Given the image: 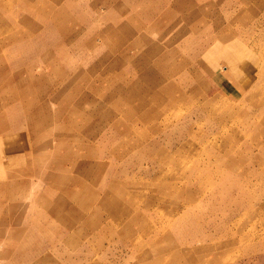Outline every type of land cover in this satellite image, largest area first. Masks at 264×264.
Returning a JSON list of instances; mask_svg holds the SVG:
<instances>
[{"label": "rangeland", "instance_id": "374dc122", "mask_svg": "<svg viewBox=\"0 0 264 264\" xmlns=\"http://www.w3.org/2000/svg\"><path fill=\"white\" fill-rule=\"evenodd\" d=\"M181 1L0 0V264H264V150L242 138L264 117V0ZM213 75L207 112L191 90ZM152 81L187 101L148 121ZM229 104L240 122L211 120ZM220 131L243 146L229 167Z\"/></svg>", "mask_w": 264, "mask_h": 264}, {"label": "bare ground", "instance_id": "6f19581e", "mask_svg": "<svg viewBox=\"0 0 264 264\" xmlns=\"http://www.w3.org/2000/svg\"><path fill=\"white\" fill-rule=\"evenodd\" d=\"M180 2L178 3L179 5H182V1L179 0ZM245 1V0H244ZM1 4H0V8H1ZM183 6V5H182ZM246 6V5H245ZM4 7V6H2ZM172 18V17H171ZM230 34V33H229ZM234 36V35H233ZM232 36V37H233ZM227 37V36H226ZM237 37V36H236ZM225 39V38H224ZM212 41V40H211ZM245 42V41H244ZM227 43V42H226ZM213 44V43H212ZM146 46V45H145ZM221 47V46H220ZM238 48V47H237ZM235 49V48H234ZM228 50V49H227ZM219 51V50H218ZM207 54V53H206ZM235 55V58L237 59V62L239 61V64L241 67L238 68V69H243L242 72H244V68L243 66H245L246 62H247V59H248V54H247V51H244L243 48L240 47V49L237 51H235L233 53ZM128 56V55H127ZM134 56V55H133ZM209 56V55H208ZM125 57V56H123ZM189 57V56H188ZM133 58V57H132ZM194 58V57H193ZM128 60V59H127ZM253 60V59H252ZM251 60V61H252ZM247 65V64H246ZM202 66V65H201ZM200 67V66H199ZM198 67V69H199ZM207 67V65H206ZM238 67V66H237ZM247 67V66H246ZM250 67V65H249ZM208 69V68H207ZM233 68L230 67V70H232ZM237 69V70H238ZM250 70V69H249ZM155 71H156V68H154V71L153 73L155 74ZM208 71V70H207ZM246 71V70H245ZM248 71V70H247ZM237 72V71H236ZM241 72V71H240ZM220 73V72H219ZM245 73V72H244ZM240 74V73H239ZM178 78H179V81L181 83V81H184L182 78H181V74L178 73ZM196 75V74H195ZM219 76V75H218ZM217 75H213V77L209 80H207L208 82L204 84H202L203 86H200L198 88H196L195 90L192 89L191 91L196 94L198 97H195L197 98L196 101L194 102L195 104H199L200 108L201 109H204V111H207L206 110V106L209 104V103H212V105L214 103H218L221 98L223 99L224 94H221L222 92H220L221 90L218 88L219 87V78H218ZM235 76V75H234ZM243 77V75H242ZM252 77V76H251ZM193 78V77H192ZM210 78V77H209ZM240 78V77H239ZM186 80V79H185ZM194 80V79H193ZM253 80V78H252ZM242 78H240V82H242ZM251 81V80H250ZM221 82V81H220ZM154 85L156 87L151 88V87H146L147 88V91L145 92V96L147 98L148 101H150V107L147 109L146 111V115H147V118H148V121H151V120H154V119H157L159 117H161V115L163 114L164 110H166L165 108L167 107H164L163 105H161L162 103L166 105H170L171 102H174V101H180V100H186L187 101V97L186 95H188L186 92H183L181 91V89H179L178 86L176 85H165L166 83H160V82H153ZM183 83V82H182ZM247 83V82H246ZM140 84V83H137V85ZM244 84V83H243ZM249 84V82H248ZM181 87V86H180ZM191 87V86H190ZM204 88V90L202 92H199L201 88ZM241 89V88H240ZM153 90V91H152ZM247 92V91H246ZM243 93V90L241 89L240 91V95H242ZM259 93H262V88L259 90V92H257L256 94H259ZM209 97V99H208ZM190 98L191 100L193 99L192 96L190 95ZM254 98V96H250L248 97V103L251 104V100ZM15 100V98H10L9 100L8 99H0V102L1 103H6L9 104L8 102L9 101H13ZM29 104V103H28ZM231 105V107H229V109L224 112V113H221V112H212L211 114H208L211 118L212 121L216 120L217 119H221V120H218L220 123L222 122V120H224V122H228V121H233V122H240V116H237V115H240V114H237V112H235V109L237 107H235V104H229ZM27 106V104H26ZM243 106V105H242ZM163 107V108H161ZM29 107H24L25 110H27ZM211 108V107H210ZM169 109V108H168ZM209 110V109H208ZM167 111V110H166ZM212 111V110H211ZM208 112V111H207ZM210 112V110H209ZM206 113V112H205ZM262 113V112H261ZM145 115V116H146ZM243 115V113L241 114ZM38 119V118H37ZM244 121V120H243ZM210 123V122H209ZM225 123V124H226ZM262 123V124H261ZM214 124V123H213ZM248 125H246L244 127L245 130H243V136L242 138H255V139H260V140H257V144L258 146L260 145L261 146V150L263 151L264 150V117H261L258 121H255L254 125L253 126H250L249 123L247 122ZM186 125V124H185ZM215 125V124H214ZM235 125V124H234ZM243 125V124H242ZM263 125V127H262ZM220 127V125H219ZM177 128V127H176ZM187 129V128H186ZM219 130H224L223 126H221V128ZM217 130V131H219ZM211 131V130H210ZM192 132V131H191ZM208 132V131H207ZM214 132V131H213ZM37 133V132H36ZM187 135L190 136V140L186 143L185 145V148H190L193 144H196V142L194 141V136L192 135V133L190 134L189 132L187 133ZM208 135V134H206ZM220 135V136H219ZM37 136V135H36ZM216 136H219V138H225L227 141H225L224 143L225 144H218L217 142H210V145H209V142H204L202 143V147L203 149L207 148L208 147V151L209 152H213V154H217L219 156V158L217 159V162L218 164L220 165H224V166H231V165H234V163H238L236 158L234 157V152L233 150L235 148H237V152H240V153H243V146L242 144L239 142V140L231 137L227 132H217ZM263 136V137H262ZM209 137L207 136V138H205L206 140L208 139ZM238 141V142H237ZM201 142V141H200ZM223 142V141H222ZM254 142V140L252 141ZM200 146V145H199ZM259 146V147H260ZM200 147V148H202ZM14 152V151H13ZM17 156L19 153H15ZM26 155V154H24ZM239 156V155H238ZM240 157V156H239ZM239 159V158H237ZM55 160V159H54ZM240 162V160H238ZM242 161V160H241ZM52 165H57L54 161L52 162ZM79 166V164L76 162V166ZM82 165H83V169L84 168H87L89 165H90V162H82ZM240 165V164H239ZM250 166V165H249ZM227 167V169H228ZM242 167V166H241ZM253 168V166H252ZM232 169H235L232 168ZM33 173L34 175H37L38 174V169L37 168H33ZM259 170V169H258ZM254 171V170H253ZM28 172V171H26ZM50 173V174H49ZM44 174L46 175V177L48 178V180H50V185L53 184V182L58 179V175H55V172L51 169V168H48L45 170ZM49 174V175H47ZM22 181V180H21ZM18 184V183H17ZM106 207V205H105ZM113 207H117L115 204L113 205ZM81 211V210H79ZM73 222V221H72ZM71 222V223H72ZM70 223V222H69ZM69 224V225H72V224ZM231 248V247H230ZM227 249V248H226Z\"/></svg>", "mask_w": 264, "mask_h": 264}]
</instances>
